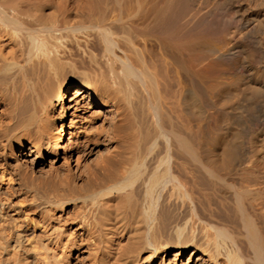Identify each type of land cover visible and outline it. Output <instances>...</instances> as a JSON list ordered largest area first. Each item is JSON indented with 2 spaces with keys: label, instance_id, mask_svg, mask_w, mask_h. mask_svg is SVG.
Here are the masks:
<instances>
[{
  "label": "bare ground",
  "instance_id": "bare-ground-1",
  "mask_svg": "<svg viewBox=\"0 0 264 264\" xmlns=\"http://www.w3.org/2000/svg\"><path fill=\"white\" fill-rule=\"evenodd\" d=\"M0 264H264V0H0Z\"/></svg>",
  "mask_w": 264,
  "mask_h": 264
}]
</instances>
